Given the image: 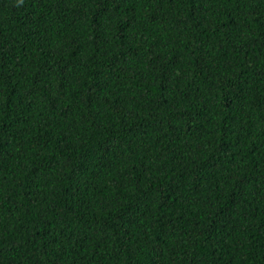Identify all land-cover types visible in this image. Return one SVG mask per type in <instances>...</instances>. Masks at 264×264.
Returning <instances> with one entry per match:
<instances>
[{
  "label": "trees",
  "instance_id": "obj_1",
  "mask_svg": "<svg viewBox=\"0 0 264 264\" xmlns=\"http://www.w3.org/2000/svg\"><path fill=\"white\" fill-rule=\"evenodd\" d=\"M0 264H264V0H0Z\"/></svg>",
  "mask_w": 264,
  "mask_h": 264
},
{
  "label": "clouds",
  "instance_id": "obj_2",
  "mask_svg": "<svg viewBox=\"0 0 264 264\" xmlns=\"http://www.w3.org/2000/svg\"><path fill=\"white\" fill-rule=\"evenodd\" d=\"M20 3L22 4L23 3V0H20Z\"/></svg>",
  "mask_w": 264,
  "mask_h": 264
}]
</instances>
